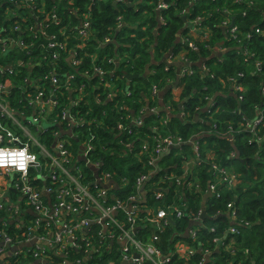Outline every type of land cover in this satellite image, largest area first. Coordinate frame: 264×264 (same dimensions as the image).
Masks as SVG:
<instances>
[{"label":"trees","instance_id":"obj_1","mask_svg":"<svg viewBox=\"0 0 264 264\" xmlns=\"http://www.w3.org/2000/svg\"><path fill=\"white\" fill-rule=\"evenodd\" d=\"M43 1L47 9L57 6V13L61 18L59 28L68 31L71 37L70 45L74 43L72 37L76 34L83 11L91 12V28L98 39L105 36L112 39V43L105 47H97L92 42L87 44L80 53L82 63L76 72L66 63H59L64 72L79 74L76 83L87 85L91 83L87 88L89 93L87 103L79 106L78 114L79 117L85 118V125L76 129L79 133L77 141L71 142L74 154L76 155V150L88 140L89 134H93L96 137L93 141L96 150L91 154V158L93 160L98 158L102 162L103 172L113 174V183L117 187L120 186L122 177L128 180L123 189L112 188L109 195H114L120 201H127L130 196L138 194L135 188L136 180L141 176H147L152 168L146 156L140 159L134 157L143 145L151 144L152 139L165 134L180 137L183 141L198 139L200 145L198 158L193 157L191 145L188 143L172 148L168 154L158 159L155 167L158 168V172L149 180L147 188L163 189L161 184H157L158 177L176 171L180 174L182 161L190 157L189 174L193 182H198L201 186L202 192H206L211 180L207 171L210 162L198 164L197 160H205L206 154L210 152L215 157V162L232 168L240 176V183L231 189L221 188L217 198L213 196L205 200L204 193L189 194L182 191L184 200H187L190 206L193 204L192 207L198 209L201 205L205 209L208 219L204 220V226L215 228L214 233L201 232L199 238L201 244L196 245L210 248L214 238L234 227L238 234L234 237L227 236L224 243L227 244L230 239H234L239 245L235 264H264V98L261 96V90H264V0H124L119 4L111 0ZM160 2H164L167 8L156 11L155 5ZM7 8H9L7 4L0 3V26L3 27L12 25V21L5 16ZM118 17H121L123 22L120 28L116 27ZM188 21H199L206 35V38L199 36L197 39L189 34L197 51L183 48L186 45L182 44L184 37L180 33L189 32L187 28L189 25L186 26ZM221 22H226L239 30L238 40H229ZM56 30L57 28H52L49 33ZM256 30L262 33L258 34ZM247 35L250 37L247 38ZM40 42L33 44L28 56L24 51L17 49L8 53L5 60L0 59V63L11 64L20 60L27 65V68L22 69L27 74L23 75L42 76L44 70L38 66ZM243 49L251 54L246 62L243 58ZM94 54L100 59L96 65L103 60V64L98 66L105 71L106 78L109 77V69L115 65L104 61L105 57L124 58L127 61L118 66L119 79L116 81L115 100H103L98 103L94 99L91 86L101 82L97 78L87 79L81 76V73L93 75L91 61ZM179 55L187 58L186 63L193 74L183 75L181 71L186 66L177 61L167 65L163 63L166 56L177 58ZM256 62L260 63L259 68L256 67ZM165 67L167 70H164ZM57 73L63 74L62 71ZM238 74L242 76L238 77ZM20 75L16 77L14 88L9 94L13 106H16L18 100H22V89L19 88ZM126 75H137L138 78L129 81ZM228 79H236L244 87V100L241 103L237 101V93L225 84L228 83ZM171 80L172 84L168 85L167 82ZM152 85H158V90L160 89L162 94L159 97L162 104L170 103L174 106V113L167 115L169 117L167 126L157 124V129H150L155 120L161 121L165 118V112H160V115L146 113L141 127L133 129L130 135L124 132L119 134L116 126L129 124L124 108L132 110L128 115H136L142 105H147V100L151 101L148 90ZM175 88H180L177 97L172 95ZM127 92L131 94L127 96ZM215 94L217 97L213 105L207 109L209 100ZM197 108L200 110L197 111ZM179 109L188 115L186 119L179 118ZM259 111L263 114V122L259 129L261 140L249 144V133L245 129H238V123L243 117L248 121L256 118ZM241 124H245V121ZM213 125H216V129ZM229 126L234 129L231 134L227 133ZM230 135L232 142L229 141ZM39 139L50 149L53 140L49 131ZM127 142L132 145L131 151L125 147ZM231 152L234 153V157H229ZM9 194L14 195L13 192ZM173 195L174 191L169 189L163 201L147 194L145 204L148 207L176 205ZM98 201L104 206L114 203L111 197L107 198L106 202ZM228 205H232L231 210L236 216L234 220L227 215ZM25 210L28 211L26 208ZM140 215L145 216L144 212ZM215 215L217 216L214 218ZM25 216L26 220L31 218L29 213H25ZM126 217V212L118 211L117 220L124 228H128ZM0 218H5V215L0 213ZM188 225V218L179 222L173 221L161 232L153 226L141 224L143 226L141 229L134 228L137 229L134 235L141 242L150 241L167 254L172 244L180 240L178 237L183 232L182 229L185 231ZM98 231L97 226H92L88 237L100 242L96 236ZM222 244L223 242L218 247H222ZM27 249L29 248H25L23 255L8 259V264H17L24 260L25 263L33 264L31 252ZM115 251L116 246L111 252L104 250L99 260L90 258L86 264L109 262L118 264ZM223 251L219 249V252L214 253L215 264H226L231 259L229 252ZM82 257L81 252L68 248L64 257L57 261L60 262L64 258L76 261ZM198 262L197 256L188 264ZM174 264L184 263L177 261Z\"/></svg>","mask_w":264,"mask_h":264},{"label":"built area","instance_id":"obj_2","mask_svg":"<svg viewBox=\"0 0 264 264\" xmlns=\"http://www.w3.org/2000/svg\"><path fill=\"white\" fill-rule=\"evenodd\" d=\"M111 1L119 4L124 0ZM2 2L9 6L5 16L12 21V25L0 26V59L5 60L8 53L17 49L24 51L28 56L33 44L42 41L38 44L41 49L38 66L44 72L42 76L23 75L27 74L22 71L27 68L23 61L0 63V213L5 215V218H0V264H8V259L23 255L25 248H29L27 250L31 252L33 263L86 264L90 258L99 260L104 250L111 252L115 246L114 254L117 253L115 258L119 260L118 264H174L177 261L188 264L197 256L198 264H215L214 253L219 252V249L229 252L231 259L226 264H235L239 245L234 239H230L227 244L224 241L227 236L237 235V230L234 227L229 228L213 239L210 248L196 245L201 244V232L214 233L215 228L204 226L201 216L205 209L201 205L198 209H194L193 204L190 206L187 200H184L182 191L189 194L201 192V195L210 192L211 197L217 198L221 188L236 187L240 183V176L232 168L215 162V157L209 152L205 160H197L198 164L210 162L207 171L211 180L206 192H202L201 186L198 182H193L189 174L190 157L182 161L180 174L176 171L158 177L157 184H161L163 189L147 188L149 180L158 172V168H155L158 159L168 154L172 148L188 143L191 145L193 157L198 158L200 155L198 139L183 141L180 137L165 134L152 139L151 144L143 145L140 151L134 154L137 159L146 156L152 167L147 176L136 180L135 188L138 194L130 196L127 201H120L114 195H109L112 188L123 189L128 180L122 177L120 186L117 187L113 183V174L103 172L102 162L98 158H91V154L96 150L93 144L96 137L93 134H89L88 140L82 143L79 150H76V155L74 154L71 142L77 141L79 133L76 129L85 125V118L79 117L78 114L79 106L87 103V88L91 83H76L79 74L64 72L59 63H66L76 72L82 63L80 53L87 44L92 42L97 47H105L112 43V39L109 36L103 39L96 37L91 28L90 11L81 13L76 34L72 37L74 43L70 45L71 37L68 31L59 28L61 18L57 13V6L47 9L43 0H0V3ZM166 8L164 2L155 5L156 11ZM226 13L229 14L227 11ZM193 24L189 34L206 38L199 21ZM122 25V18L118 17L116 27L120 28ZM221 26L225 28L229 40H238L240 32L236 27L229 26L226 22H221ZM52 28H57L56 32L49 33ZM255 32L262 33L259 30ZM249 37L247 35V38ZM182 44L186 45L183 48L197 51L189 35L182 39ZM242 53L246 62L251 54L244 49ZM179 56L178 62L186 66L182 74H193L187 66V58ZM174 59L176 58L166 56L163 60L167 65L176 61ZM99 60V56L94 54L91 61L93 75L81 73V76L87 79L97 78L101 82L91 86L94 99L98 103L103 100H115L116 81L119 79L118 66L127 61L124 58L105 57L104 61L115 65L109 69V77L106 78L105 71L98 66L103 64V60L96 65ZM255 65L259 68L260 63L256 62ZM164 70H167V67ZM57 71H62L63 74L59 75ZM19 74L22 100H18L16 106H13L9 94ZM241 76L238 74V77ZM227 82L225 84L237 93V101L241 103L244 100V87L236 79H228ZM158 88V85L150 87L148 91L151 93L148 92V97L151 101L147 100V105H142L136 115H128L132 110L124 108L129 124L117 125L118 133L130 135L133 129L141 127L146 113L160 115V112H165V118L154 121L150 127L152 130L158 128L157 124L168 123L167 115L174 113V106L161 103ZM130 94L126 93L127 96ZM261 96L264 98V90H261ZM199 110L200 108H197V111ZM178 116L180 119L188 117L182 109H179ZM243 121L245 124H241ZM262 122L263 114L259 111L256 118L248 121L243 117L238 123V129H245L249 133V144L261 140L259 129ZM213 128L216 129V125H213ZM47 131L53 140L50 149L39 139ZM233 131L232 126H229L227 133L231 134ZM229 141L232 142L231 135ZM125 147L131 151L132 145L127 142ZM229 157H234V153L231 152ZM169 189L174 191L173 200L176 205L146 206L147 194H151L156 200L164 201ZM10 192L14 195L10 196ZM109 197L114 199L110 206H104L98 201L106 202ZM25 208L31 216L27 220ZM227 208L228 217L236 219L234 211L231 210L232 205ZM118 211L126 212L128 228H124L117 220ZM141 212H144V217L140 215ZM185 218L189 219V225L185 231L182 229L183 232L178 237L180 240L172 244L167 254L150 241L141 242L134 235L137 230L134 228L141 229V224H148L162 232L169 223ZM92 226L98 227L96 236L100 242L88 237ZM10 228L12 229L9 230ZM222 242V247H218ZM68 248L81 252V260L69 261L64 258L60 262L57 261L64 257ZM24 261L17 264H24Z\"/></svg>","mask_w":264,"mask_h":264},{"label":"water","instance_id":"obj_3","mask_svg":"<svg viewBox=\"0 0 264 264\" xmlns=\"http://www.w3.org/2000/svg\"><path fill=\"white\" fill-rule=\"evenodd\" d=\"M183 19V21H185L186 19H185V17H183L182 18ZM163 63H165L166 64V62L163 60ZM187 66H189V65H187ZM147 74V73H146ZM127 76V78H128V80L129 81H131V80H133V79H135V78H138V76L137 75H126ZM160 96H162V94H160ZM217 97V94H215L214 95V97L212 98V100L208 103V106H211V104L213 103V101L215 100V98ZM207 106V107H208ZM197 119V118H196ZM209 197H211V193L210 192H207L205 195H204V200L205 199H207V198H209ZM184 212H186V209H184ZM207 219V215H206V213L205 212H203L202 213V216H201V220L203 221V220H206ZM39 262H37V263H35V264H38Z\"/></svg>","mask_w":264,"mask_h":264},{"label":"crops","instance_id":"obj_4","mask_svg":"<svg viewBox=\"0 0 264 264\" xmlns=\"http://www.w3.org/2000/svg\"><path fill=\"white\" fill-rule=\"evenodd\" d=\"M188 30L189 31H191L192 29H191V27H188ZM195 38H197V39H199V36H197V35H193ZM180 56H178L175 60L178 62L179 61V58ZM179 93H180V88H176V89H173V91H172V95H174L175 97H177L178 95H179ZM208 106V105H207ZM207 108V107H206ZM152 177V176H151ZM27 213H29L30 214V212H28L27 211ZM15 250H17V249H15ZM33 264H35V262L33 263Z\"/></svg>","mask_w":264,"mask_h":264},{"label":"rangeland","instance_id":"obj_5","mask_svg":"<svg viewBox=\"0 0 264 264\" xmlns=\"http://www.w3.org/2000/svg\"><path fill=\"white\" fill-rule=\"evenodd\" d=\"M189 24H191V25H189ZM187 25H189V27H191V26L194 25V24H193V22L188 21V22H186V26H187ZM184 32H185V31H183L182 33H184ZM182 33H180V35H182L183 37H186L187 35H189V32H187L186 34H182ZM182 72H183V71H181V73H182ZM167 83H168V85H171V84H172V80H171V81H168ZM167 83H166V84H167ZM149 93H151V92H149ZM211 100H212V99H210V101H211ZM44 126H45V127H48L46 124H44Z\"/></svg>","mask_w":264,"mask_h":264}]
</instances>
